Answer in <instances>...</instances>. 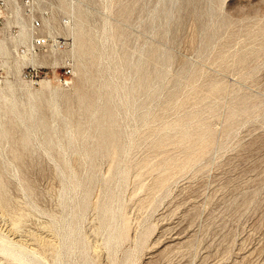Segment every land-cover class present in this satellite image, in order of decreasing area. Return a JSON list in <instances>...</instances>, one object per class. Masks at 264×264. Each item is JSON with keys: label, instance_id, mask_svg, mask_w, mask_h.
Segmentation results:
<instances>
[{"label": "rangeland", "instance_id": "1", "mask_svg": "<svg viewBox=\"0 0 264 264\" xmlns=\"http://www.w3.org/2000/svg\"><path fill=\"white\" fill-rule=\"evenodd\" d=\"M81 1L0 84V264H264V0Z\"/></svg>", "mask_w": 264, "mask_h": 264}, {"label": "built area", "instance_id": "2", "mask_svg": "<svg viewBox=\"0 0 264 264\" xmlns=\"http://www.w3.org/2000/svg\"><path fill=\"white\" fill-rule=\"evenodd\" d=\"M57 1L59 0H0V39H7L10 42L20 38L21 21L26 19L28 23L29 36L24 42L13 47L15 56L25 55L28 58L44 56L68 46V36L50 28L46 23L54 11L53 4ZM64 62L68 63L69 60ZM25 67L37 70L31 64ZM72 73V66H69L65 74ZM6 75L0 61V84ZM59 80L65 83L68 81L65 76H60Z\"/></svg>", "mask_w": 264, "mask_h": 264}, {"label": "bare ground", "instance_id": "3", "mask_svg": "<svg viewBox=\"0 0 264 264\" xmlns=\"http://www.w3.org/2000/svg\"><path fill=\"white\" fill-rule=\"evenodd\" d=\"M66 1V3L67 4H69V5H78L79 3H81L82 1L81 0H65ZM53 7H54V4H53ZM108 21V20H107ZM46 23H47V25L51 28V26H50V23H49V19L48 20H46ZM69 25H70V23H69ZM21 36H20V38H18V39H16V40H14V41H8L7 39H0V61H1V64L3 65V67L5 68V70H6V76H5V78H7V77H10V76H14L13 74L11 75L10 73H9V68H8V63H11L12 61H24L25 62V64H23L24 66L21 68V71H22V69L26 66V65H28V64H31V65H33V66H37L38 64H40V63H42V60H44V58H50L52 55H55V53L56 52H59V51H61V50H63V49H60V50H55V51H53L52 53H50L49 55H44V56H33V57H26L25 55H20V56H15L14 55V53H13V47H15L17 44H19L20 42H24L26 39H27V37L29 36V29H28V23H27V21H26V19H23L22 21H21ZM79 33L81 34V32L79 31ZM91 37V36H90ZM90 42H91V40H90ZM90 42H87V43H90ZM70 44V41H69V43H68V45ZM65 49V48H64ZM53 64H55V63H51V65H53ZM110 69V68H109ZM4 78V79H5ZM42 85H43V87H45V88H50V86H51V83H50V81L49 80H44V81H42ZM14 91V90H13ZM11 93H13V92H11ZM14 102H16V101H14ZM30 112V111H29ZM32 113V112H31ZM34 117V116H33ZM52 140V139H51ZM123 170H125L126 171V169H123ZM64 174V173H63ZM126 174V173H125ZM125 174L122 172V174H119V175H121V178L123 179L122 181H124L125 182V180H124V178H125ZM65 175V174H64ZM119 177V176H118ZM119 182H120V180H119ZM118 187V186H117ZM122 189V188H121ZM117 191V190H116ZM118 193H120V191L118 192ZM119 195V194H118ZM118 195H117V197H118ZM121 196V195H120ZM121 202V201H120ZM118 207V206H117ZM116 211H118V209L116 210ZM120 211V210H119ZM112 224V223H111ZM114 224H115V221L113 222V228H112V232H111V236H110V240L112 241H114V239L116 238V236L119 234H117L116 233V231H115V228H114ZM19 225V224H18ZM11 229V228H10ZM17 232V231H16ZM20 236V235H19ZM118 238H120L119 236H118ZM118 238H116V239H118ZM20 239V238H19ZM109 240V241H110ZM8 241V240H7ZM20 241V240H19ZM112 241V242H113ZM115 241H117V240H115ZM113 243H115V242H113ZM109 244H110V242H109ZM26 245V244H25ZM112 247V246H111ZM66 248H67V246H66ZM60 255V254H59ZM26 258V257H25ZM41 259H43V258H41ZM47 261V260H46ZM29 263V262H28ZM47 264V263H46Z\"/></svg>", "mask_w": 264, "mask_h": 264}]
</instances>
